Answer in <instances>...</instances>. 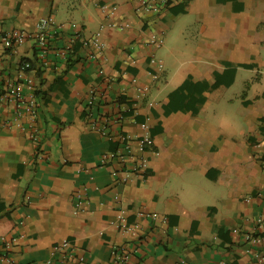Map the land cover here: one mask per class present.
Wrapping results in <instances>:
<instances>
[{"label":"crops","instance_id":"0c3cea01","mask_svg":"<svg viewBox=\"0 0 264 264\" xmlns=\"http://www.w3.org/2000/svg\"><path fill=\"white\" fill-rule=\"evenodd\" d=\"M142 2L0 0V31L53 23L44 60L34 41L0 44L7 76L33 61L40 105L37 140L0 108V240L18 236L17 264L67 238L88 264H116V246L133 264H263L264 0ZM146 134L135 171L120 136L139 150Z\"/></svg>","mask_w":264,"mask_h":264},{"label":"built area","instance_id":"2783aa9c","mask_svg":"<svg viewBox=\"0 0 264 264\" xmlns=\"http://www.w3.org/2000/svg\"><path fill=\"white\" fill-rule=\"evenodd\" d=\"M171 0H143L142 6L148 12L161 13L168 7ZM50 19L43 18L37 24L36 32H29L17 28L11 31H0V44L11 54L18 52L19 48L27 41H34L37 54L44 60L50 49ZM87 43V42H86ZM97 46V41L95 42ZM160 45V43H157ZM95 57V54H92ZM33 61L24 58L19 66L17 77L7 76L0 64V108L10 109L11 116L1 119V124L6 127H17L29 132L32 140H37L40 132V105L37 99L36 77L32 74ZM105 134L106 126L101 127ZM123 159L134 160V170H145L149 165L148 153L154 140L150 134L143 135L138 140L139 150H136L132 142L125 135H121ZM139 151V152H138ZM82 195V194H81ZM79 195V197H81ZM119 194L116 200L120 201ZM81 203V201H79ZM255 241L264 240V237H254ZM18 236H3L0 240V264H17L14 256V247ZM116 264H133L131 252L128 246H116L113 252ZM43 264H88L85 253L77 251L73 240L67 238L53 245L50 255ZM264 264V260H263Z\"/></svg>","mask_w":264,"mask_h":264},{"label":"trees","instance_id":"16d2710c","mask_svg":"<svg viewBox=\"0 0 264 264\" xmlns=\"http://www.w3.org/2000/svg\"><path fill=\"white\" fill-rule=\"evenodd\" d=\"M109 124H110V122H108L107 124H105L106 127L108 128V130H109ZM130 252H131V250H130Z\"/></svg>","mask_w":264,"mask_h":264}]
</instances>
